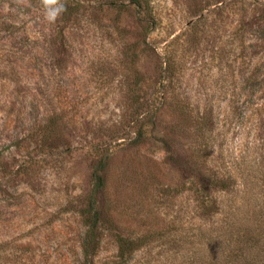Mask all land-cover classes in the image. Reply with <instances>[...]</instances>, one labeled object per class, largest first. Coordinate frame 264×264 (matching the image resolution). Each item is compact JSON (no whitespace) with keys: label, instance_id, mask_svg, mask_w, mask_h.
<instances>
[{"label":"rangeland","instance_id":"1","mask_svg":"<svg viewBox=\"0 0 264 264\" xmlns=\"http://www.w3.org/2000/svg\"><path fill=\"white\" fill-rule=\"evenodd\" d=\"M62 2L71 16L49 23L42 0H0V264H74L92 149L137 129L134 116L148 143L115 149L103 206L114 226L155 236L123 264H227L245 220L263 221L264 0ZM165 135L181 159L208 145L238 176L234 220L198 216ZM115 256L107 238L95 264Z\"/></svg>","mask_w":264,"mask_h":264},{"label":"trees","instance_id":"2","mask_svg":"<svg viewBox=\"0 0 264 264\" xmlns=\"http://www.w3.org/2000/svg\"><path fill=\"white\" fill-rule=\"evenodd\" d=\"M122 3L132 6L137 11L147 4L146 0H123ZM111 4L115 5L116 3L111 2ZM67 15L71 16L68 9L62 16L65 18ZM168 102L173 108L177 107L176 103L170 99L164 103ZM159 108L160 105H157L152 114L144 118L147 125H155L154 121L158 113L156 110ZM141 119L143 118L140 116H134L131 120V125L137 129L126 131L118 135V139L113 142L101 146L96 145L92 149L95 161L91 170L89 191L83 205L78 210L79 252L74 264H95V259L98 258L107 238H111V242L114 243L115 259H117L115 264H123L124 260L130 259L146 248L155 236L154 231L150 229L139 233V231L132 232L114 226L115 216L113 214L106 215L103 206V196L107 185L105 173L114 157L115 149L120 145H126L127 148L137 151L148 143L150 131L145 129L143 124H139ZM57 137H59L57 133H44L39 141L40 146L49 147V142ZM169 138L168 135H165L160 139L166 148L167 161L179 175L178 189L183 193H190L192 196L198 216L212 219L216 216L226 215L229 208V217L234 220V215L239 213L240 207H227L225 198L233 196L240 189L241 183L238 176L231 170L227 171L226 167L223 168V165L220 164L221 157H216L210 146L197 143L188 149L185 157L181 159ZM167 187L169 191L172 188L174 190L171 185ZM260 203L261 208L257 212L258 217H261L263 221L255 223L256 228L252 230L249 221L245 220L244 224L248 226V232L239 234V237L232 242L233 245H228L230 253L227 264H264V197L261 198ZM106 223H109L108 226Z\"/></svg>","mask_w":264,"mask_h":264},{"label":"clouds","instance_id":"3","mask_svg":"<svg viewBox=\"0 0 264 264\" xmlns=\"http://www.w3.org/2000/svg\"><path fill=\"white\" fill-rule=\"evenodd\" d=\"M42 5L45 17L49 23H55V21L67 10L62 0H42Z\"/></svg>","mask_w":264,"mask_h":264}]
</instances>
